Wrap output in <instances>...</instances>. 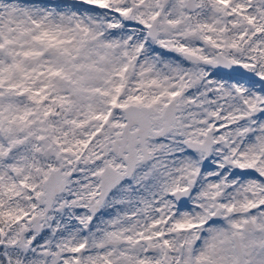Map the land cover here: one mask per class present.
Wrapping results in <instances>:
<instances>
[{"label":"snow or ice","instance_id":"snow-or-ice-1","mask_svg":"<svg viewBox=\"0 0 264 264\" xmlns=\"http://www.w3.org/2000/svg\"><path fill=\"white\" fill-rule=\"evenodd\" d=\"M0 264H264V0H0Z\"/></svg>","mask_w":264,"mask_h":264}]
</instances>
